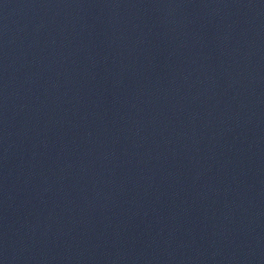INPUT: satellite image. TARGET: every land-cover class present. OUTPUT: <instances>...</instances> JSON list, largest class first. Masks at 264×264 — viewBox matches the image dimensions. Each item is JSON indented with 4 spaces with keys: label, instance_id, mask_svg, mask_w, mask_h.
Instances as JSON below:
<instances>
[{
    "label": "water",
    "instance_id": "1",
    "mask_svg": "<svg viewBox=\"0 0 264 264\" xmlns=\"http://www.w3.org/2000/svg\"><path fill=\"white\" fill-rule=\"evenodd\" d=\"M0 264H264V0H0Z\"/></svg>",
    "mask_w": 264,
    "mask_h": 264
}]
</instances>
